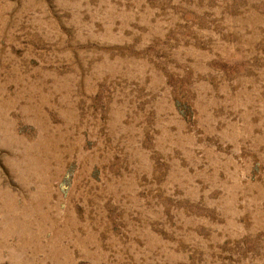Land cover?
Instances as JSON below:
<instances>
[{
    "label": "rangeland",
    "instance_id": "rangeland-1",
    "mask_svg": "<svg viewBox=\"0 0 264 264\" xmlns=\"http://www.w3.org/2000/svg\"><path fill=\"white\" fill-rule=\"evenodd\" d=\"M0 264H264V0H0Z\"/></svg>",
    "mask_w": 264,
    "mask_h": 264
}]
</instances>
